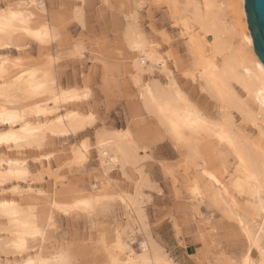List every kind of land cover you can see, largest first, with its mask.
I'll use <instances>...</instances> for the list:
<instances>
[{
	"label": "snow or ice",
	"instance_id": "obj_1",
	"mask_svg": "<svg viewBox=\"0 0 264 264\" xmlns=\"http://www.w3.org/2000/svg\"><path fill=\"white\" fill-rule=\"evenodd\" d=\"M224 7L0 0V264H264V64L209 53L193 30ZM157 18L179 32L158 30ZM181 38L183 56L173 46ZM77 63L87 70L65 86ZM178 76L199 84V100ZM118 98L128 126L116 131L107 114ZM161 141L178 160L155 157ZM93 158L96 180L84 190L76 178ZM153 173L174 192L168 243L146 207L164 194ZM56 212L87 219L91 237L62 234ZM188 235L200 251L181 260Z\"/></svg>",
	"mask_w": 264,
	"mask_h": 264
},
{
	"label": "rangeland",
	"instance_id": "obj_2",
	"mask_svg": "<svg viewBox=\"0 0 264 264\" xmlns=\"http://www.w3.org/2000/svg\"><path fill=\"white\" fill-rule=\"evenodd\" d=\"M153 22L157 24L158 30L163 29L168 31L169 33L178 31L177 29L173 30L171 24H165V22L160 18H157ZM72 30L75 31V28H73ZM182 43H183V38H181L180 40H173L174 48H177L178 53L181 56L185 55ZM165 50H167V46H165ZM86 70L87 69L85 68L84 65H80L78 63L66 66L64 70V76L62 78L64 85L67 86L69 83L75 84L77 80L78 72L86 71ZM192 86L193 85H191L190 87ZM127 108H128L127 98H125L123 101H121L118 98L113 104L111 111H109L107 114L108 125L111 126L113 129L121 128V126H123V128H127L128 126ZM153 154L158 159H166V160L179 159V155L177 154V152H175V150L173 151L171 142L161 141L159 144L155 146ZM95 167H97V160L96 158H93L92 162L87 168V171H85L78 178H76L77 182L84 190L89 189V185H88L89 180H91L93 183L96 180L95 175L92 176L88 175V173L92 172ZM152 175H153V182L157 183L160 186V189L164 194L163 195L156 194L154 203L151 205H146V207L148 208V212L151 219L152 232L155 238L163 241L164 243H168L169 241H174L176 239L174 224L172 220L165 219V216L166 215L170 216L173 209L176 208L174 192L170 188V182L166 181L162 174L153 173ZM112 176L110 178H112V180L115 182L116 176L114 175ZM45 187H47V185H45ZM205 211H207V209H205ZM118 212H120V214L123 215V212L120 209H118ZM76 219L77 218L74 216L66 217L63 216L62 213L59 212L55 213V220L58 226L62 229V234L66 235L68 233H72L75 236H79V237H84L85 235L89 234L88 236L91 237L92 233L90 231V222L85 218H80L78 220ZM138 238H139V234H138ZM185 238L187 239V243L184 245L183 250L177 253L178 257L181 260L185 259V257L187 259H192L200 251V247L197 246L199 242L193 236L188 235ZM169 247L171 251L176 252V248H171V245H169Z\"/></svg>",
	"mask_w": 264,
	"mask_h": 264
},
{
	"label": "bare ground",
	"instance_id": "obj_3",
	"mask_svg": "<svg viewBox=\"0 0 264 264\" xmlns=\"http://www.w3.org/2000/svg\"><path fill=\"white\" fill-rule=\"evenodd\" d=\"M219 3L223 4L225 7L223 9H218V19L216 17H213L205 20L203 24L198 23L193 25V30L196 34L198 44L209 53H212L217 49L228 48L231 49V51L227 53L228 55L239 56L242 59L246 60L249 65L261 64L253 48L250 31L248 29L247 20L243 8V0H219ZM177 30V32H179V29ZM182 44L184 52L186 54L187 45L185 42H183ZM175 49L177 50V48ZM222 64L223 60H220V65L222 66ZM156 76L157 79H161L162 82H167V78H161L160 73H157ZM178 80L180 81L183 89H187V91L193 96H196L198 100L200 99V94L198 93V83H192L191 81L185 79L183 76H178ZM145 83H147V81ZM191 85L193 86L190 87ZM232 87L236 90H239L238 85H232ZM200 102L203 103L206 108L209 105L213 108V110L217 108V103L209 98L205 97ZM220 107H223L225 111L228 110V105L221 104ZM235 115L238 117L239 113H236ZM237 124L239 125V119H237ZM245 127H247V125H245ZM114 130L119 131L121 130V128H115ZM172 148L174 151L175 147L173 145ZM96 160L98 167L99 159L96 158ZM140 242H144L143 238H140Z\"/></svg>",
	"mask_w": 264,
	"mask_h": 264
},
{
	"label": "water",
	"instance_id": "obj_4",
	"mask_svg": "<svg viewBox=\"0 0 264 264\" xmlns=\"http://www.w3.org/2000/svg\"><path fill=\"white\" fill-rule=\"evenodd\" d=\"M248 29L261 64H264V0H243Z\"/></svg>",
	"mask_w": 264,
	"mask_h": 264
}]
</instances>
